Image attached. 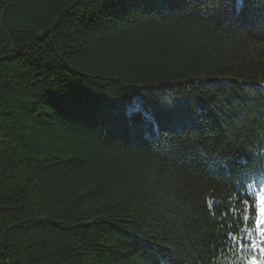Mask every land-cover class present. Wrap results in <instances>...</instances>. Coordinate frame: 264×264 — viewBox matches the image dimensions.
I'll return each mask as SVG.
<instances>
[{
    "label": "trees",
    "instance_id": "obj_1",
    "mask_svg": "<svg viewBox=\"0 0 264 264\" xmlns=\"http://www.w3.org/2000/svg\"><path fill=\"white\" fill-rule=\"evenodd\" d=\"M262 180L264 0H0V264H245Z\"/></svg>",
    "mask_w": 264,
    "mask_h": 264
},
{
    "label": "snow or ice",
    "instance_id": "obj_2",
    "mask_svg": "<svg viewBox=\"0 0 264 264\" xmlns=\"http://www.w3.org/2000/svg\"><path fill=\"white\" fill-rule=\"evenodd\" d=\"M248 193H254L255 192V185L254 184H249L248 185V189H247ZM249 199H253L255 200V204L254 205H249ZM243 209L241 210V218L242 220H249L250 216L248 214L249 212V207H251V212L255 213L254 216V220H255V224L257 227V230L260 231L261 229L259 228L262 219H264V197H259L258 194L255 195H250L248 199H244L243 200ZM248 231L249 234H251V229H246ZM241 231H244L243 229ZM230 235V234H226ZM233 241H235L237 239V237L232 236L231 237ZM264 238V237H262Z\"/></svg>",
    "mask_w": 264,
    "mask_h": 264
},
{
    "label": "rangeland",
    "instance_id": "obj_3",
    "mask_svg": "<svg viewBox=\"0 0 264 264\" xmlns=\"http://www.w3.org/2000/svg\"><path fill=\"white\" fill-rule=\"evenodd\" d=\"M253 251V253H254V249L252 250ZM250 262V261H249ZM249 262H248V264H249Z\"/></svg>",
    "mask_w": 264,
    "mask_h": 264
}]
</instances>
